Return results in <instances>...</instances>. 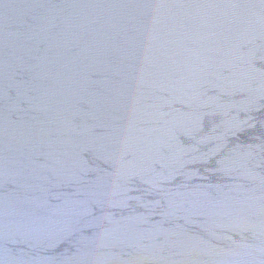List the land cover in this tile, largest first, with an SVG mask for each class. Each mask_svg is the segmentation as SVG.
Wrapping results in <instances>:
<instances>
[{"label":"water","instance_id":"1","mask_svg":"<svg viewBox=\"0 0 264 264\" xmlns=\"http://www.w3.org/2000/svg\"><path fill=\"white\" fill-rule=\"evenodd\" d=\"M0 264H264V0H0Z\"/></svg>","mask_w":264,"mask_h":264}]
</instances>
